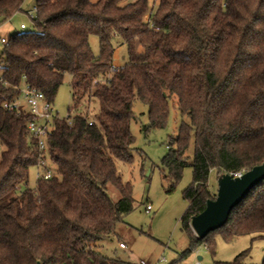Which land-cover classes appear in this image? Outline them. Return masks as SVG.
I'll use <instances>...</instances> for the list:
<instances>
[{"label":"trees","instance_id":"obj_1","mask_svg":"<svg viewBox=\"0 0 264 264\" xmlns=\"http://www.w3.org/2000/svg\"><path fill=\"white\" fill-rule=\"evenodd\" d=\"M25 1L0 0V25ZM35 6L32 26L14 32L1 52L0 264H126L97 243L116 234L135 207L132 184L122 180L116 160L134 156L136 99L149 106L151 127L166 124L175 96L189 116L162 158L168 191L192 165L181 217L189 250L204 240L214 248L216 233L232 240L264 232V180L205 238L191 226L216 196L212 170L220 176L264 163V0H157L151 20L150 0H37ZM91 35L100 39L97 54ZM118 44L127 45L128 61L116 67ZM67 74L73 108L52 120L47 137L57 170L31 187L38 148L22 88L40 90L54 103ZM93 102L97 108L80 111ZM110 183L119 199L108 193ZM246 252L229 264H241Z\"/></svg>","mask_w":264,"mask_h":264},{"label":"rangeland","instance_id":"obj_2","mask_svg":"<svg viewBox=\"0 0 264 264\" xmlns=\"http://www.w3.org/2000/svg\"><path fill=\"white\" fill-rule=\"evenodd\" d=\"M36 3L37 0H26L22 11L0 25V78L3 65L1 37L9 38L14 32L22 31L21 23H25L26 28L31 27L32 18L27 12L33 10ZM150 6H157V0H150ZM90 43L94 52L99 53V37L91 35ZM127 61V45H116L113 64L119 67ZM169 105L166 124L156 128L150 126L149 106L140 99L134 102L135 117L131 122V130L135 136L134 156L129 162L117 159L116 163L122 180L132 184L135 207L118 223L116 234L97 243L98 249L110 257L124 260L126 264H140L141 260L147 264H229L245 251L247 252L242 256L241 264H263L264 232L243 234L232 240H226L221 233H216L214 248H208L207 240H204L189 250L191 239L182 227L181 217L188 206L183 191L193 180L192 165L185 167L176 188L168 191L170 182L164 177L162 158L169 152L171 136L179 133L183 120L189 122L190 119L181 112L176 96L170 98ZM86 106L88 105H83L80 111L94 110L98 103L93 102L88 108ZM54 108L61 117L67 116L69 109L73 108L69 74L54 99ZM194 149L195 137L192 133L186 151L189 162L193 160ZM51 165L56 171V166ZM218 179L217 170H212L209 187L216 194ZM37 180V167L34 166L29 172V185L35 187ZM108 193L114 199L121 196L119 188L113 183L108 185ZM149 204L152 206L151 210L147 209ZM120 242H124L126 247H121Z\"/></svg>","mask_w":264,"mask_h":264},{"label":"water","instance_id":"obj_3","mask_svg":"<svg viewBox=\"0 0 264 264\" xmlns=\"http://www.w3.org/2000/svg\"><path fill=\"white\" fill-rule=\"evenodd\" d=\"M264 180V163L255 165L239 176L223 173L218 179V190L214 198L207 201L203 211L193 215L191 226L199 238L223 226L232 211L250 190Z\"/></svg>","mask_w":264,"mask_h":264},{"label":"built area","instance_id":"obj_4","mask_svg":"<svg viewBox=\"0 0 264 264\" xmlns=\"http://www.w3.org/2000/svg\"><path fill=\"white\" fill-rule=\"evenodd\" d=\"M156 2V0H154ZM37 12V6L33 7V10H29L27 13L33 19ZM155 12V7L146 14V19L151 20L152 14ZM20 27L25 29L27 25L21 23ZM3 43H7V37H1ZM21 99L27 104L30 112L33 114V119L29 122L28 127L30 133L37 139L38 148V162L37 177L51 178L54 176V170L50 162V154L47 137L51 130V122L54 118L58 117L59 114L55 111L54 103L50 101L44 92L35 88L24 86L22 88ZM19 101L17 104L19 105ZM7 105V104H6ZM92 124V122H90ZM1 148V143H0ZM243 171L233 172L234 176H239ZM147 209L151 210L152 206L147 205ZM121 247H126L124 242H120ZM140 264H147L144 260H141Z\"/></svg>","mask_w":264,"mask_h":264},{"label":"crops","instance_id":"obj_5","mask_svg":"<svg viewBox=\"0 0 264 264\" xmlns=\"http://www.w3.org/2000/svg\"><path fill=\"white\" fill-rule=\"evenodd\" d=\"M10 20V19H9ZM8 21V20H7ZM3 24V23H2ZM218 178H219V176H218ZM200 258H201V256H199Z\"/></svg>","mask_w":264,"mask_h":264}]
</instances>
